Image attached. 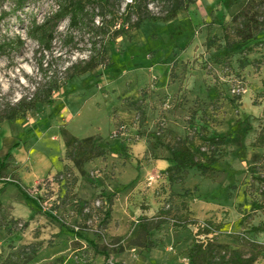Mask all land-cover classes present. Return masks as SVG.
I'll return each mask as SVG.
<instances>
[{
	"label": "rangeland",
	"instance_id": "1",
	"mask_svg": "<svg viewBox=\"0 0 264 264\" xmlns=\"http://www.w3.org/2000/svg\"><path fill=\"white\" fill-rule=\"evenodd\" d=\"M128 1H111L101 31L92 25L72 31L69 20H63L48 50L28 31L33 18L43 22L58 10L57 0H27L15 14L17 0H0V13H10L0 22V43L16 36L25 41L0 56V112L31 99L48 82L58 85L52 105L38 104L25 116L0 121L3 178L18 181L42 205L40 212L15 184L0 193V254L5 258L25 248L26 264H104L92 241L108 251L111 263L191 264L189 249L200 240L212 248L214 264H221V254L247 257L251 243H264V233L250 231L264 223L262 187L254 177L264 176V31L252 44L247 78L239 68L244 53L238 45L227 47L223 29L230 42L237 41L231 16L248 0H197L170 22L147 20L116 36ZM256 2L264 10V0ZM164 3L150 0L148 9L162 15ZM94 42L105 45L106 64L74 74L69 68L90 59ZM241 84L246 91L235 92ZM168 98L170 110L164 107ZM64 130L79 138L102 136L107 154L88 162L81 173L65 157ZM226 133L231 135L212 178L189 170L183 182L169 184L153 171L154 160L169 155L166 147L193 142L205 159L207 139ZM58 173V181L50 182ZM162 209L168 210L166 217L159 215ZM187 210L217 232L206 237L197 225L177 226ZM142 215L160 224L151 250L139 235ZM60 223L80 235L60 233ZM255 264H264V257Z\"/></svg>",
	"mask_w": 264,
	"mask_h": 264
},
{
	"label": "trees",
	"instance_id": "2",
	"mask_svg": "<svg viewBox=\"0 0 264 264\" xmlns=\"http://www.w3.org/2000/svg\"><path fill=\"white\" fill-rule=\"evenodd\" d=\"M112 0H57L58 10L53 13L52 16H48L43 22H38L36 18L31 21L28 34L30 38L37 40L41 43L45 49H50L52 42L55 38L56 28L63 20H69V29L79 30L82 27L92 25L95 30H102L105 25L106 9L110 5ZM165 1V8L162 15H155L150 12L148 5L150 0H130L126 3V16L121 20L120 27L115 29L113 34L116 36L127 35L130 31L137 30L145 21L151 22H163L167 23L177 18L178 14L182 11H188L190 6L195 4L197 0H163ZM261 5L256 0H248L237 12L231 16V22L234 25V34L237 37L236 42H230V37L225 26L224 38L227 42L228 48H232L233 45H238L244 53L243 58L239 63L241 72L248 78L249 71L253 68V63L249 58V55L254 51V44L258 40V36L264 31V10H261ZM27 6V0H17V5L13 10V13L22 11ZM89 10H92L90 12ZM98 10L99 12H95ZM9 12L2 10L0 13V22L9 16ZM136 16V19L132 21V17ZM96 17H100L99 23L96 25ZM110 25L114 27L116 21L110 20ZM68 41L72 43L73 37L70 36ZM25 41L20 37L11 38L0 43V56L7 52V50H15L23 47ZM230 56V53L227 54ZM107 61V50L104 44L98 47V43L94 42L92 47V54L89 60L83 61V64H73L69 69L74 70V74H81L91 72L97 68L104 66ZM73 75L69 78L72 79ZM264 85V78L262 80ZM243 84V83H242ZM239 87L244 88L243 85ZM58 89L56 82H48L47 86L43 89H38L31 99L23 98L14 105H8L5 110L0 112V121L3 120H15L22 116H25L29 111L34 110L38 104L50 106L53 104V93ZM245 89V88H244ZM241 95H237L240 98ZM164 107L167 110L172 109V98H168L164 101ZM251 130L248 126L246 131ZM116 135H120L121 132L116 130ZM230 133L224 135L211 136L207 139V156L205 159L200 156L201 146H194L193 142L183 140L175 145L166 147L169 155L165 157H158L156 159H165L171 162L162 175L166 177L169 184H175L183 182L187 171L196 170L204 177L212 178L214 173L218 170L220 164L221 154L225 153L224 146L227 144L230 138ZM65 139V157L73 163V165L81 172L84 173L85 165L99 157H103L107 154L108 149L106 145L108 141L100 135H94L87 138H79L72 134L68 130L63 131ZM68 170V166H65ZM6 165L0 163V179L3 180V186L0 188V193L3 192L5 187L9 184H15L17 189L23 195L28 203H32L38 211L42 212L41 200L33 198L26 188L20 185L18 181L5 180L3 178ZM252 172L255 170L252 168ZM60 173L56 174L54 180L59 179ZM258 183L261 185L262 190L260 195L264 201V176H254ZM196 189V187H195ZM189 191L185 189V193ZM112 194L108 197L112 202ZM254 206V205H253ZM81 210L84 206L81 205ZM258 206L255 205V209ZM110 208L105 213V221H108L111 217ZM47 217L52 220L58 221L57 217L51 212H44ZM168 210H160L159 215L166 217ZM190 210L186 211V215L179 217L175 223L179 227H187L189 225H197L200 227L199 234H203L206 237L217 232L216 227L210 223H202L197 218L191 217ZM155 218L142 215L138 220L139 235H143V246L147 250H151L154 247L153 231L158 229L160 224L154 222ZM60 233L70 232L73 236H79L80 234L73 229L66 227L65 224L60 223ZM0 228L2 224L0 223ZM251 233H264V223L252 226L250 228ZM94 247L97 254H101L105 258L104 264H120L109 262V253L107 250H99L98 246L94 242H90ZM25 248L14 251L10 257H4L0 254V264H26V252ZM35 253V252H34ZM188 257L191 264H214L215 260L213 256L212 248L209 244H205L204 241L194 240L191 248L188 252ZM264 257V243L253 242L250 246V254L245 257L239 252H234L232 256L227 254H221V264H255L257 260Z\"/></svg>",
	"mask_w": 264,
	"mask_h": 264
},
{
	"label": "crops",
	"instance_id": "3",
	"mask_svg": "<svg viewBox=\"0 0 264 264\" xmlns=\"http://www.w3.org/2000/svg\"><path fill=\"white\" fill-rule=\"evenodd\" d=\"M249 76H250V74L248 75V77ZM171 165H172L171 162L168 160L155 159L152 167H153V171H156V172L158 171L157 173L162 174V172H164ZM37 180H35V183H37Z\"/></svg>",
	"mask_w": 264,
	"mask_h": 264
},
{
	"label": "built area",
	"instance_id": "4",
	"mask_svg": "<svg viewBox=\"0 0 264 264\" xmlns=\"http://www.w3.org/2000/svg\"><path fill=\"white\" fill-rule=\"evenodd\" d=\"M237 93L245 92L246 90L242 87H238L237 89L234 90ZM49 181V180H48ZM53 181V179L50 180V182Z\"/></svg>",
	"mask_w": 264,
	"mask_h": 264
}]
</instances>
